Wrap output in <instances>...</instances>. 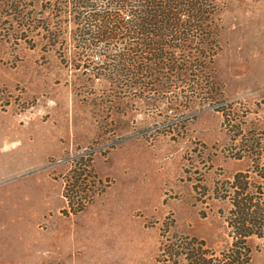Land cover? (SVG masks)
Masks as SVG:
<instances>
[{"label": "rangeland", "instance_id": "obj_1", "mask_svg": "<svg viewBox=\"0 0 264 264\" xmlns=\"http://www.w3.org/2000/svg\"><path fill=\"white\" fill-rule=\"evenodd\" d=\"M222 20L224 107L177 124L163 107L112 112L108 82L0 36V264H156L164 221L227 245L237 190L264 198V0H223ZM84 152L103 191L73 214L66 179ZM242 171L247 188L232 184ZM248 243L249 264H264V236Z\"/></svg>", "mask_w": 264, "mask_h": 264}, {"label": "trees", "instance_id": "obj_2", "mask_svg": "<svg viewBox=\"0 0 264 264\" xmlns=\"http://www.w3.org/2000/svg\"><path fill=\"white\" fill-rule=\"evenodd\" d=\"M222 10L223 0H0V36L55 50L84 75V83L108 82L112 112L123 106L144 113L163 107L174 110L160 114L164 121L177 124L198 108L224 107L215 74ZM115 133L108 128V135ZM92 161L91 152L71 159L64 191L68 212L83 211L103 191ZM249 179V172H238L232 184L247 188ZM241 190L227 245L210 247L178 232L174 221H164L156 264H249L248 237L264 236V212L257 207L264 198L253 202Z\"/></svg>", "mask_w": 264, "mask_h": 264}]
</instances>
